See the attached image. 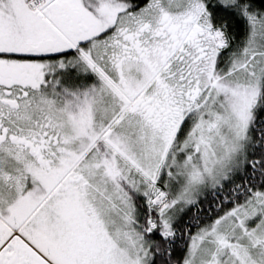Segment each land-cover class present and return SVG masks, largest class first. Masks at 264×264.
<instances>
[{"label":"snow or ice","instance_id":"6c2138e0","mask_svg":"<svg viewBox=\"0 0 264 264\" xmlns=\"http://www.w3.org/2000/svg\"><path fill=\"white\" fill-rule=\"evenodd\" d=\"M0 264H264V0H0Z\"/></svg>","mask_w":264,"mask_h":264}]
</instances>
